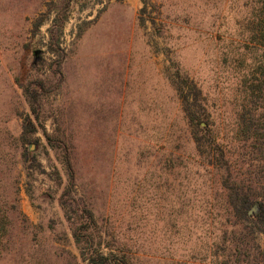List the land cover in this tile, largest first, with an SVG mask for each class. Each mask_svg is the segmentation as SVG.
Wrapping results in <instances>:
<instances>
[{
  "label": "rangeland",
  "instance_id": "374dc122",
  "mask_svg": "<svg viewBox=\"0 0 264 264\" xmlns=\"http://www.w3.org/2000/svg\"><path fill=\"white\" fill-rule=\"evenodd\" d=\"M263 11L261 0H0V264H214L219 239L244 236L222 216L179 90L193 101L201 89L229 140Z\"/></svg>",
  "mask_w": 264,
  "mask_h": 264
},
{
  "label": "trees",
  "instance_id": "16d2710c",
  "mask_svg": "<svg viewBox=\"0 0 264 264\" xmlns=\"http://www.w3.org/2000/svg\"><path fill=\"white\" fill-rule=\"evenodd\" d=\"M259 20L253 33L262 46V55L236 78L233 100L238 109L229 140L216 132L201 89H195L193 101L179 90L196 151L214 171L224 195L222 216L226 221L233 219L232 226L244 235L232 238L230 246H226L227 237L219 239L225 246L220 248L219 242L214 264H264V247L258 241V236L264 235V11ZM193 110H199L198 115ZM254 206L257 209L250 213ZM1 212L0 208V242L6 235V219Z\"/></svg>",
  "mask_w": 264,
  "mask_h": 264
},
{
  "label": "crops",
  "instance_id": "0c3cea01",
  "mask_svg": "<svg viewBox=\"0 0 264 264\" xmlns=\"http://www.w3.org/2000/svg\"><path fill=\"white\" fill-rule=\"evenodd\" d=\"M112 3H114L113 1H112ZM113 6H114V4H112ZM110 6V9H108V10H106V11H104V13H103V16H102V18L103 17H105L107 14H110V12L112 11V7L113 6ZM124 6V5H123ZM137 6H138V4L137 3H133V5H130V8L132 9V7L134 8L133 10H135V11H137ZM122 6H120L119 8H121ZM125 7V6H124ZM126 8V7H125ZM124 8V9H125ZM121 9H123V8H121ZM129 10V12L131 11L130 9H128ZM120 22H121V20H120Z\"/></svg>",
  "mask_w": 264,
  "mask_h": 264
},
{
  "label": "water",
  "instance_id": "95a60500",
  "mask_svg": "<svg viewBox=\"0 0 264 264\" xmlns=\"http://www.w3.org/2000/svg\"><path fill=\"white\" fill-rule=\"evenodd\" d=\"M256 209H257V207L254 206V207L250 210V213H252V211H253V210H256Z\"/></svg>",
  "mask_w": 264,
  "mask_h": 264
}]
</instances>
